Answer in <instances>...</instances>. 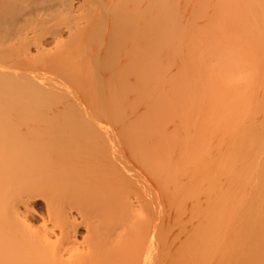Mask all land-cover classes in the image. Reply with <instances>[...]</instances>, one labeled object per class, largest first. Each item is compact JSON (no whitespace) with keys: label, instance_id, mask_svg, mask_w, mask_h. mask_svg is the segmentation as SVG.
I'll return each mask as SVG.
<instances>
[{"label":"bare ground","instance_id":"bare-ground-1","mask_svg":"<svg viewBox=\"0 0 264 264\" xmlns=\"http://www.w3.org/2000/svg\"><path fill=\"white\" fill-rule=\"evenodd\" d=\"M78 1L80 3L75 9L72 0H0V73H6L8 79L25 77L48 82H40L43 85L36 81L26 82L28 93L19 99L22 110H44L46 107L47 110L52 107L61 110L65 106L67 110H134L140 104L142 94L136 92L130 102L128 92L136 91L142 79L154 80L157 77L160 17L164 19L166 14L161 0ZM168 21L165 19V24ZM64 32L68 33L66 40L62 36ZM201 44L199 46L203 48ZM31 47L37 48V57L30 56ZM202 56L207 58L204 53ZM217 59L219 64L212 61L220 65L223 55ZM223 63L227 65L228 62L224 59ZM225 64V68H221L222 65L219 69L217 67L218 70L215 68L214 75L211 71L208 75L205 70L207 76L202 77H208L204 82L207 90L203 85L206 91L201 92L207 94L200 97L207 96L212 104L204 98L208 104L204 101H201V106L197 104L202 109V103L209 110L214 108L209 104L216 107L211 110L229 109L225 107L227 90L218 88L224 82L219 76L222 78L223 75L228 87L230 84L232 87V81L234 89L239 84L227 77L229 67L227 65L226 70ZM208 67V70H214ZM203 68L198 74L204 71ZM217 71L221 72L218 77ZM211 78L218 79L213 81ZM227 79L230 80L228 84ZM126 80L135 81L133 88L126 85ZM224 85L223 88L226 87ZM215 89H219L218 93ZM172 97L173 94L168 102L163 99L162 102L159 96V101H156L158 106L162 104L159 110H170L172 102L173 108L181 110L182 107L178 106L183 103L178 101L180 96L175 101ZM231 101L233 99L229 105L234 102ZM239 102L241 106L239 104L237 110L247 106H250L249 110H258V105L252 104L250 98H241ZM166 103H169L168 108ZM99 112V121L95 123H89L91 114L73 112L66 121L64 119L58 124L48 122L49 125L43 128L35 124L21 128V122L28 115L26 112V115L19 112L15 116H7L11 121L7 118L0 120V264L176 263L170 239V243L166 241L169 233L162 237L158 229L160 220L157 223V217L164 207H159L162 202H157V192L162 200L166 196L165 202L170 200L167 206L164 205L169 211L171 194L167 188L171 186V173L168 167L160 165L157 140L152 130L149 129L150 134L148 128L138 126L116 131L102 126L103 129L98 125L106 121L103 120L105 115L112 121L120 115ZM102 112L105 114L103 118L99 116L103 115ZM110 120L109 123L106 121L107 125H110ZM100 121L101 124L98 123ZM260 131H264V126L248 137L237 129L236 142L254 140V147L262 139L257 137ZM235 148L240 154L241 147L236 144ZM237 150L234 151L236 154ZM232 154L230 150L228 156ZM229 160H232L231 156ZM254 170L255 164L246 172ZM164 177L168 181L166 190L163 189L167 184ZM261 182H264V170L258 188ZM124 192L132 201L131 216L113 206L120 201V196L112 203L117 193ZM242 193L244 190L241 189L240 199L244 197ZM41 196L47 201L39 217L40 224L35 226L31 209L35 198ZM158 207L161 210L157 216ZM165 211L162 212L164 217ZM168 215L166 220H170ZM114 224L119 230L115 234L111 228ZM81 227H84L83 233L79 231ZM195 248L198 254L188 256L182 264H210L213 261L211 251ZM229 258L223 263H238V257Z\"/></svg>","mask_w":264,"mask_h":264},{"label":"rangeland","instance_id":"rangeland-1","mask_svg":"<svg viewBox=\"0 0 264 264\" xmlns=\"http://www.w3.org/2000/svg\"><path fill=\"white\" fill-rule=\"evenodd\" d=\"M78 2V0H72L75 9L78 7ZM161 2L165 6L166 14L164 19L160 17L161 29L156 54L158 75L154 80L142 79L136 91L128 92L130 102L136 92L142 94L140 104H137L134 110H67L66 106L61 110H56L55 107L50 110H47L48 107L44 110H22L19 99L28 93L25 87L26 82L36 81L38 84L48 82L39 79H25V77L8 79L6 73H0V120H5L7 116H15L19 112L20 114L26 112L28 115L25 114L26 118L21 122V128L31 124L43 128L44 125H49L48 122L58 124L64 119L66 121L69 114H73V112L91 114L89 123H95L99 121L97 112L104 111L113 113V116L116 113L120 116L116 115L118 119L114 117V121H112L102 112L103 115L99 116L103 118L105 115L103 120H108V123L110 120V125L101 120L104 122H98L103 124L98 125L101 128L110 127V130L116 131L123 127L137 128L136 126H138L139 128H148L147 131L152 130L151 132L157 140L160 165L168 167L171 173L169 176L171 186L168 187L165 177L164 182L166 181L167 184L163 185L164 190H166L165 187L170 190L168 194H171L169 195L171 198L168 194L167 197L171 199L169 208L171 213L166 210V203H169L170 200L165 202L166 196H163L162 200L157 192V199H159L157 202H162L159 207H164L169 212L171 224L168 218L169 221L166 220L168 213L163 210L164 208L160 213L161 209L158 207L157 216L159 211L162 217H157V223L160 220L159 226H157L162 237L165 233H169L168 240L166 237L165 239L168 243L171 242V252L176 260L175 264H182V261L190 255L195 256L198 252L196 246L203 252L211 251L213 256L211 263L214 264L226 263L227 258L230 260L231 256L239 258L236 260L238 263L235 264H264V182L260 183V188L257 187L264 170V131H260L257 135L262 139H259L258 144L254 147H252L254 140L247 139L240 144L236 142L235 133L238 129L239 132L251 137L264 126V0H161ZM165 19L169 20L166 24ZM62 36H64V40L68 39L67 32H64ZM196 43L198 44L196 45ZM200 43L206 51L202 46H199ZM195 45L198 49H195L197 48ZM206 48L210 51L208 52ZM35 49L37 50L36 47ZM35 49L34 47L30 48V56H38ZM217 51L220 53L215 55ZM203 53L204 56L209 53L208 59L202 58ZM222 55L223 59H220ZM216 57H219L221 63L226 59L229 70L226 62L223 65L221 63L217 65L219 61H216L218 60ZM212 59H216L217 63ZM202 60L207 63L213 62L210 64L215 66L204 63V61L201 62ZM201 63H204L205 67ZM224 64L226 70L229 71L227 77L231 81L234 79L235 83L239 85L237 89H234L235 85L232 81L233 88L230 86L231 84L229 87L226 86L223 75L221 78L219 76L221 72L217 71L219 74L217 76L215 74V76H219L222 82L224 81L222 84L226 86L223 88V85L219 84L221 86L218 88L227 90L225 93L227 92L228 107H225L229 109L211 110L216 108L215 105H211L207 96L204 95L205 99L200 97L207 90L204 82L208 80V77L202 76H205L206 69L210 75L209 71L213 73L216 71L215 68L219 69L221 65L223 68ZM206 65L214 70H208L209 67ZM196 67L199 69L195 70ZM202 68L204 71L201 74H204H198ZM214 79L212 80L214 81ZM228 80H226L227 84ZM125 83L129 88H133L135 81L126 80ZM217 83L218 81H216L215 87H217ZM2 85L8 88L6 89ZM203 85L206 86V90H203ZM10 87L11 89H9ZM229 88L231 89L229 90ZM215 90L217 92L219 89ZM223 93L220 95L225 96ZM172 94L173 101L179 96L182 98L181 100L177 99L183 102L181 105L179 102V105L175 103L182 109L173 108L174 102H172V106L169 105L171 108L168 106L169 103H166L170 110H159V107L162 108V104L158 106L156 102L159 101L158 97L160 96V100L165 101ZM241 98H250L252 104L258 105V110H249L250 106L243 110H237L239 104L241 106L240 102L237 103ZM195 99H197L196 102ZM203 99L211 103L209 105L214 108L211 107L209 110L206 108L208 106H203L204 103H202L205 110L202 109L200 104L201 101H204ZM230 99L235 102H230H233L232 106L229 105ZM207 102L205 104H208ZM185 106L188 107V110ZM96 116L97 118H95ZM102 118L100 117V119ZM7 119L11 121L10 118ZM79 124L82 127L81 123ZM17 127L20 128V125ZM236 144L242 149L240 154H238L239 150L235 148ZM230 150L231 154L237 150V154L234 152L228 156ZM230 156L232 157L231 161L229 160ZM204 160L205 162H203ZM253 164H255V170L246 172ZM211 180H214L213 184ZM249 183L251 184L249 185ZM249 186L251 190H249ZM158 188L163 192L161 186ZM241 189L244 190L242 193L244 197L241 196L240 199L238 196ZM125 192L122 194L120 192L119 195L117 193L112 203H115L117 196H120V201H117V204L113 206L118 207H116L117 211H125L123 214L127 213L131 216L130 207L132 204L130 205V203L132 201L127 196L128 192L126 194ZM125 198L129 201L126 202ZM46 201L42 196L35 198L34 206L31 209L34 225L40 224L39 217L45 209ZM165 204L166 206H164ZM163 211L166 213L165 217L162 215ZM169 225L170 229L168 230ZM111 228L113 229L112 233L119 232L115 224ZM83 229L84 227L80 228V233H83ZM196 257L198 258V255Z\"/></svg>","mask_w":264,"mask_h":264}]
</instances>
